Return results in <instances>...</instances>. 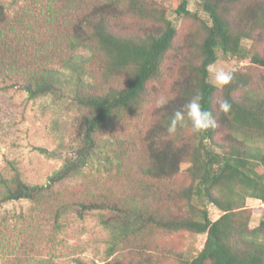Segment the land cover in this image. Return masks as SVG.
<instances>
[{"label": "trees", "instance_id": "trees-1", "mask_svg": "<svg viewBox=\"0 0 264 264\" xmlns=\"http://www.w3.org/2000/svg\"><path fill=\"white\" fill-rule=\"evenodd\" d=\"M80 1L82 9L67 24L72 54L62 60V70L34 66L14 48L4 49L10 44L5 31H0V77L6 71L8 77H25L12 87L23 90L30 99L52 94L69 81L82 115L81 148L76 158L55 171L45 184L30 185L17 170L0 176V205L19 200L42 205L54 215L58 228L73 207L60 194V187L85 176L96 158L98 171L107 172L112 159L119 164L125 156L135 159L130 163L138 175L152 182L171 181L188 164L190 184L177 191L164 193L159 187L148 186L155 190H146L140 200L132 197L122 205L107 199L82 201L75 212L80 217L96 213L100 224L112 231L108 257L117 254L118 247L135 245L145 234L186 231L207 236L203 250L187 264H264V220L259 227L250 228L251 211L246 205L249 198L264 203V78L233 72V82L218 90L207 70L218 62L220 53L264 69V53L244 45L246 40L264 43V0H200L209 19V24H203L200 62L183 68L171 97L156 110L138 143L113 141L103 135L131 127L142 118L153 95L150 84L161 78L167 54L174 47L176 26L156 3L159 0ZM178 1L176 12L189 15V0ZM4 15L0 4V24ZM247 17L249 23H245ZM79 49L88 53H77ZM119 76L125 77L123 85L110 84ZM9 88L0 86V93ZM197 92L218 127L195 135L185 122L170 136L166 128L173 113ZM219 93L232 105L227 115L218 110ZM140 150L137 157L132 156ZM164 202L177 204L178 213L170 205L163 210ZM209 205L223 213L218 220H212ZM146 248L141 242L137 249L144 255ZM161 258L120 255L106 264H160ZM5 264L31 263L16 258Z\"/></svg>", "mask_w": 264, "mask_h": 264}, {"label": "rangeland", "instance_id": "rangeland-1", "mask_svg": "<svg viewBox=\"0 0 264 264\" xmlns=\"http://www.w3.org/2000/svg\"><path fill=\"white\" fill-rule=\"evenodd\" d=\"M199 2L189 0V15L176 12L178 0L156 2L176 26L178 34L174 47L167 54L161 78L150 84L153 95L143 109L142 118L126 129L105 132V138L138 143L156 110L168 102L173 84L183 68L190 62L199 64V46L205 37L203 24H209L208 16ZM0 4L5 10L0 31H5L6 42L10 44L4 49L14 48L34 66L62 70V60L72 54L67 24L82 9L83 3L80 0H0ZM245 23H249L248 17ZM244 45L248 48L255 46L264 53L262 42L246 40ZM76 52L88 53L83 49ZM213 66L232 72H249L264 78L263 68L234 57H225L221 53ZM8 73L6 71L5 77H0V86H10L0 93V176L10 175L17 170L30 185L45 184L55 171L76 158L81 148L79 120L82 115L73 101L69 81L52 94L30 99L26 92L12 87L15 81L19 82L25 77H8ZM124 81L125 77L119 76L110 84L123 85ZM108 87L104 85L105 89ZM217 100H221V93ZM130 145L124 144L123 147ZM141 152H135L132 156L137 157ZM125 157L120 164L112 159L109 172L104 169L98 171L99 160L96 158L85 170V176L69 180L60 187L62 197L73 206L61 219V227H56L54 215L44 210L42 205L27 200L1 204L0 264L16 258H24L31 264H106L120 255L144 258L145 254L146 257L163 256L160 264H187L192 261L203 250L206 235L186 231L145 234L135 241V245L131 246L132 243L127 249L118 247L117 254L108 257L112 231L100 224L96 213L80 217L75 212L76 205L82 201L107 199L122 205L132 197L142 199L146 190H155L154 186L165 193L168 189L177 191L190 184L186 173L188 164L182 166L181 172L173 180L152 182L138 175L130 163L135 159ZM169 205L174 213H178L177 204L164 202L162 209L167 210ZM246 205L251 211L250 228L255 229L264 220V203L249 198ZM208 208L214 221L223 215L212 205ZM141 242L147 244L144 255L137 249Z\"/></svg>", "mask_w": 264, "mask_h": 264}, {"label": "clouds", "instance_id": "clouds-1", "mask_svg": "<svg viewBox=\"0 0 264 264\" xmlns=\"http://www.w3.org/2000/svg\"><path fill=\"white\" fill-rule=\"evenodd\" d=\"M207 70L209 71L212 86L218 90L229 86L235 78V74L232 71L223 68L209 66ZM202 100L203 96L197 92L173 113L166 128L170 136L175 135L178 127H183L185 122L190 124L191 132L195 135L215 130L218 127L213 113L203 108ZM231 108L232 105L227 99L218 101L219 112L227 115L231 111Z\"/></svg>", "mask_w": 264, "mask_h": 264}]
</instances>
